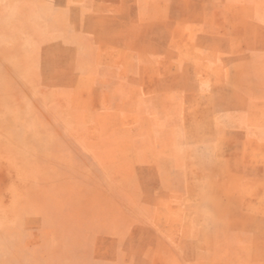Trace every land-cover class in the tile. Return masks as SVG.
I'll return each instance as SVG.
<instances>
[{
  "label": "rangeland",
  "instance_id": "rangeland-1",
  "mask_svg": "<svg viewBox=\"0 0 264 264\" xmlns=\"http://www.w3.org/2000/svg\"><path fill=\"white\" fill-rule=\"evenodd\" d=\"M246 118L264 0H0V264H264Z\"/></svg>",
  "mask_w": 264,
  "mask_h": 264
},
{
  "label": "crops",
  "instance_id": "crops-1",
  "mask_svg": "<svg viewBox=\"0 0 264 264\" xmlns=\"http://www.w3.org/2000/svg\"><path fill=\"white\" fill-rule=\"evenodd\" d=\"M263 113V111H262ZM232 130H230V134H242L243 137H240L241 139L239 142L234 141L237 145V151L242 152V148L240 147L242 144H245L246 142H249L253 144L258 151L260 152L255 157L248 156L247 159H242L237 163V177H238V184L235 189L239 192V194H234L238 198H243V204H245L246 200V193L244 191L245 185H263L264 186V120L263 121H256L252 120L251 118H246V120L238 123V124H231ZM247 130V134L251 137V139H246L244 136H246V132L240 131V130ZM263 132V133H262ZM228 135H220L217 136L213 143L214 149L217 150L219 144H221L224 141V138ZM205 143V142H204ZM238 153H236L238 155ZM214 156L216 157V161L214 165L210 167H197V168H186L185 169V176L186 178H191L192 175L198 176L201 181L199 183V193H203V191L208 187L207 186V177L208 176H214L211 182L213 183V186H209L210 189H214L215 192H221V188L219 185V180L222 176L227 177L225 173H228L230 169V164L227 162H224V159L227 158V156H224L223 154L219 153V151L216 153L214 152ZM218 162H223V165L219 167ZM226 166V167H224ZM188 180V179H187ZM230 186L226 187L225 189H230ZM255 188V187H254ZM186 191H190L189 187L186 186ZM202 190V191H201ZM182 189V193H188ZM229 191V190H227ZM247 198V197H246ZM245 200V201H244ZM242 205V204H241Z\"/></svg>",
  "mask_w": 264,
  "mask_h": 264
}]
</instances>
